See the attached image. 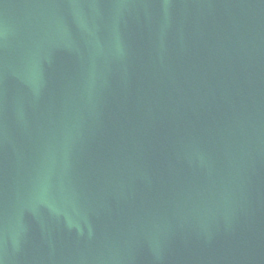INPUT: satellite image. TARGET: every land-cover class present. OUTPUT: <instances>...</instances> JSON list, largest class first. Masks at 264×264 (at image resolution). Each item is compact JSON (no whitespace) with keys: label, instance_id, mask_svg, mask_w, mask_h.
<instances>
[{"label":"water","instance_id":"1","mask_svg":"<svg viewBox=\"0 0 264 264\" xmlns=\"http://www.w3.org/2000/svg\"><path fill=\"white\" fill-rule=\"evenodd\" d=\"M0 264H264V0H0Z\"/></svg>","mask_w":264,"mask_h":264}]
</instances>
